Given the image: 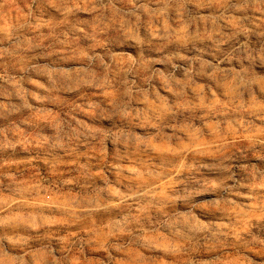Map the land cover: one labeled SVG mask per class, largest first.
I'll list each match as a JSON object with an SVG mask.
<instances>
[{"label":"clouds","instance_id":"clouds-1","mask_svg":"<svg viewBox=\"0 0 264 264\" xmlns=\"http://www.w3.org/2000/svg\"><path fill=\"white\" fill-rule=\"evenodd\" d=\"M0 264H264V0H0Z\"/></svg>","mask_w":264,"mask_h":264}]
</instances>
